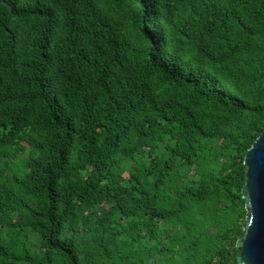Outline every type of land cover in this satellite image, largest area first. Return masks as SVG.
<instances>
[{
    "label": "trees",
    "instance_id": "1",
    "mask_svg": "<svg viewBox=\"0 0 264 264\" xmlns=\"http://www.w3.org/2000/svg\"><path fill=\"white\" fill-rule=\"evenodd\" d=\"M264 130V0H0V264H236Z\"/></svg>",
    "mask_w": 264,
    "mask_h": 264
},
{
    "label": "water",
    "instance_id": "2",
    "mask_svg": "<svg viewBox=\"0 0 264 264\" xmlns=\"http://www.w3.org/2000/svg\"><path fill=\"white\" fill-rule=\"evenodd\" d=\"M241 199L246 209L245 228L236 240V264H264V130L246 151Z\"/></svg>",
    "mask_w": 264,
    "mask_h": 264
}]
</instances>
